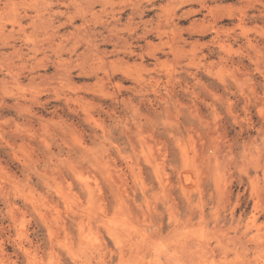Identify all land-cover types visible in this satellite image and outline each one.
Here are the masks:
<instances>
[{
  "label": "rangeland",
  "instance_id": "rangeland-1",
  "mask_svg": "<svg viewBox=\"0 0 264 264\" xmlns=\"http://www.w3.org/2000/svg\"><path fill=\"white\" fill-rule=\"evenodd\" d=\"M155 263L264 264V0H0V264Z\"/></svg>",
  "mask_w": 264,
  "mask_h": 264
},
{
  "label": "bare ground",
  "instance_id": "bare-ground-1",
  "mask_svg": "<svg viewBox=\"0 0 264 264\" xmlns=\"http://www.w3.org/2000/svg\"><path fill=\"white\" fill-rule=\"evenodd\" d=\"M134 5H136V4H134ZM153 6H155V4H153ZM203 6L206 7L207 5H204V4H203ZM134 9H135V8H134ZM138 9H139V10H142V9H143V5H142V4H138ZM208 9H209V7H208ZM209 10H210V9H209ZM212 10H213V9H212ZM138 13H140V12H138ZM143 13H144V12H142L141 15H142ZM186 13L189 14L188 12H186ZM135 14H137V12H136ZM185 15H186V14H185ZM86 31H87V30H86ZM146 35H148V34H147V31H146ZM146 35L143 36V37L146 38ZM116 46H117V45H116ZM130 53H131V54H134V53H135V50H131ZM94 215H95V214H94ZM114 230H115V229H114ZM119 240H120V239H119ZM149 242H150V241H149ZM153 242H154V240H153ZM155 242H156V241H155ZM150 244H153V243L150 242ZM157 244H158V243H157ZM157 244H156V246H157ZM158 247H159V246H158ZM159 248H160V247H159ZM157 250H158V249H157ZM172 252H173V251H172ZM167 255H168V254H167ZM132 257H133V256H132ZM141 257H142V255H141ZM167 257H168V256H167ZM168 258H171L170 255H169ZM124 260H125V259H124ZM154 260H155V259H154ZM170 260L173 261V259H170ZM158 261H159V260H158ZM173 262H174V261H173ZM173 262H171V263H173ZM176 262H177V261H176ZM182 262H183V261H182ZM202 262H203V261H202ZM155 264H156V263H155Z\"/></svg>",
  "mask_w": 264,
  "mask_h": 264
}]
</instances>
